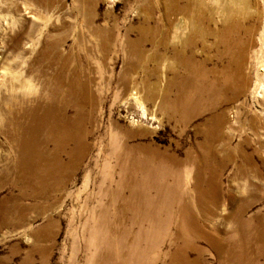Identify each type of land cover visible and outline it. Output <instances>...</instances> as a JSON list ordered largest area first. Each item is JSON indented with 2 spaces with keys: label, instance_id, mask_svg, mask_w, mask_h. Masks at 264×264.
<instances>
[{
  "label": "rangeland",
  "instance_id": "rangeland-1",
  "mask_svg": "<svg viewBox=\"0 0 264 264\" xmlns=\"http://www.w3.org/2000/svg\"><path fill=\"white\" fill-rule=\"evenodd\" d=\"M70 84L93 113L87 153L65 166V186L22 197L16 148L0 128V264H133L139 251L146 264H170L182 242V204L206 220L208 238L198 246L207 264H220L209 236H227L223 217L234 208L246 207L244 217L262 226L264 0H0V125ZM177 98L183 111L172 115L168 104ZM119 144L155 165L179 166V178L166 184L176 195L152 207L161 226L151 229L134 210L132 178L119 183ZM211 182L219 208L200 214L197 190L209 200Z\"/></svg>",
  "mask_w": 264,
  "mask_h": 264
},
{
  "label": "bare ground",
  "instance_id": "bare-ground-1",
  "mask_svg": "<svg viewBox=\"0 0 264 264\" xmlns=\"http://www.w3.org/2000/svg\"><path fill=\"white\" fill-rule=\"evenodd\" d=\"M142 7L146 10V4ZM143 25L145 27L140 29L141 40L138 39L134 42L139 44L140 48L142 47V42L146 40V22H143ZM237 82H239L240 86L246 83L243 76ZM56 88L52 95L48 97H37L30 103H24L26 105L23 104L22 110L19 111L21 113L19 117L13 115L12 117L5 116L2 118L4 122L2 126L4 125L5 127L7 123H12L10 128L7 126L3 128L1 125L0 128L7 135H11L13 145L16 148L17 155L12 166H16V169L19 170L17 180L22 181L24 184L21 191L22 197L27 195L34 198L43 197L42 190L44 188H51L55 184L65 186L64 179L70 178V174L64 175L65 166L73 162L72 157L79 150L80 156H84L88 150V139L91 134L88 123L92 117L93 109H90L91 111L86 110V103H82L81 100L76 98L78 95L72 84L67 86L64 93L61 92L62 89L60 87ZM85 93H87L85 101L92 107L94 100L92 93ZM72 103L75 107L74 115L70 113ZM168 105L172 115L180 114L183 111L179 105L178 98L175 102ZM220 126V120H217L214 125V132L220 133ZM11 128L12 131L10 130ZM210 139L211 135H208L206 139L207 145L205 146L209 147ZM63 154H67L70 157V161L64 163L62 160ZM115 154L122 174L119 183L121 184L127 177L132 178L133 185L130 197L140 203L137 208L136 206L134 207V210L139 213V218H146V223L150 225L151 229L161 226L164 221L152 207L158 198L163 200L171 197L172 199V196L176 195L174 190L166 186V184L169 178H179V172L176 171V167L178 168L179 166L155 165L148 158H137L133 152L129 154L123 152L120 144L115 148ZM198 167L200 168V166H192V168ZM65 171L68 170L65 169ZM136 171H140L142 175H134L133 172ZM197 180L202 181L203 177L198 176ZM212 187V198L209 200L205 199V193L201 188L197 190L199 195L197 203L200 214L210 211L211 214L215 215L217 208H219L220 191L218 185L212 183ZM120 193L122 194V191L117 194L120 195ZM141 202H144L146 206L145 216L142 213ZM210 203L213 205L212 209L208 208ZM180 211L181 224L178 225L180 233H176V237L182 242L181 244H174L177 245L175 247L177 249L171 254L170 264H207V261L203 259V251L198 246V239L203 236L207 237L204 228L206 220H202L198 213L191 212V209L183 204ZM245 214L246 207L237 206L231 213L223 217L225 221L229 222L230 230L225 229L227 236L222 239L212 235L209 236L210 242H212L220 257V264H264V223H262V226L255 227L251 219L244 217ZM168 221L170 225L173 223V219L170 220L169 218ZM103 226L105 225L103 224ZM186 231H190V233L187 234ZM125 232L129 233V231ZM127 233L123 234L124 238H126ZM257 243L262 245H257ZM161 244H163V240L159 241V246ZM188 248L196 249L198 257L191 260ZM136 250H139V248ZM128 251L126 249V255L129 254ZM139 253L141 256H138L137 259L134 256L133 264H146L144 261L146 258L145 253H141V251ZM156 262L158 261L153 259L150 264H155ZM117 263L116 260L115 264Z\"/></svg>",
  "mask_w": 264,
  "mask_h": 264
}]
</instances>
